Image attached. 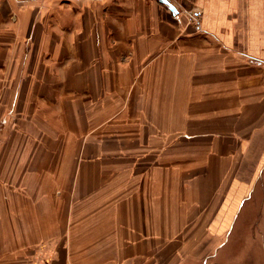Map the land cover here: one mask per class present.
Returning <instances> with one entry per match:
<instances>
[{"label": "crops", "instance_id": "crops-1", "mask_svg": "<svg viewBox=\"0 0 264 264\" xmlns=\"http://www.w3.org/2000/svg\"><path fill=\"white\" fill-rule=\"evenodd\" d=\"M169 2L0 0V264H264V0Z\"/></svg>", "mask_w": 264, "mask_h": 264}, {"label": "rangeland", "instance_id": "rangeland-1", "mask_svg": "<svg viewBox=\"0 0 264 264\" xmlns=\"http://www.w3.org/2000/svg\"><path fill=\"white\" fill-rule=\"evenodd\" d=\"M261 198V191L255 189L250 198L243 204L232 233L220 247V257L225 256V258L233 259L238 256L239 259L241 257L246 258L247 250L254 244V236L258 234L257 226L260 214L257 210Z\"/></svg>", "mask_w": 264, "mask_h": 264}, {"label": "water", "instance_id": "water-1", "mask_svg": "<svg viewBox=\"0 0 264 264\" xmlns=\"http://www.w3.org/2000/svg\"><path fill=\"white\" fill-rule=\"evenodd\" d=\"M160 1L163 2L164 4L168 5L169 8L171 9V11H173V12L176 11L175 7L173 6V4H171V3L169 2V0H160Z\"/></svg>", "mask_w": 264, "mask_h": 264}]
</instances>
